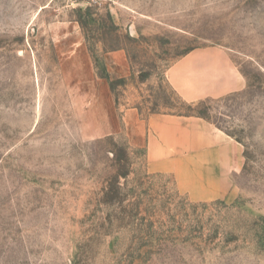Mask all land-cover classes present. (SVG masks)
I'll list each match as a JSON object with an SVG mask.
<instances>
[{
	"label": "rangeland",
	"instance_id": "374dc122",
	"mask_svg": "<svg viewBox=\"0 0 264 264\" xmlns=\"http://www.w3.org/2000/svg\"><path fill=\"white\" fill-rule=\"evenodd\" d=\"M208 46L247 87L186 103L165 72ZM128 110L232 137L230 199L149 173ZM0 264H264V0H0Z\"/></svg>",
	"mask_w": 264,
	"mask_h": 264
},
{
	"label": "crops",
	"instance_id": "0c3cea01",
	"mask_svg": "<svg viewBox=\"0 0 264 264\" xmlns=\"http://www.w3.org/2000/svg\"><path fill=\"white\" fill-rule=\"evenodd\" d=\"M114 54L120 57L119 52ZM165 78L186 103L222 99L247 87L228 52L218 46L195 48L180 56ZM124 120L141 126L148 172L172 178L176 190L189 201H224L233 195L231 175L241 167L242 149L214 124L195 116L167 114L140 120L132 110L124 114Z\"/></svg>",
	"mask_w": 264,
	"mask_h": 264
},
{
	"label": "built area",
	"instance_id": "2783aa9c",
	"mask_svg": "<svg viewBox=\"0 0 264 264\" xmlns=\"http://www.w3.org/2000/svg\"><path fill=\"white\" fill-rule=\"evenodd\" d=\"M87 1L90 3L96 4V5H99V4L106 2L107 0H87Z\"/></svg>",
	"mask_w": 264,
	"mask_h": 264
},
{
	"label": "trees",
	"instance_id": "16d2710c",
	"mask_svg": "<svg viewBox=\"0 0 264 264\" xmlns=\"http://www.w3.org/2000/svg\"><path fill=\"white\" fill-rule=\"evenodd\" d=\"M179 116H195V117H199V118H202V119H204L203 117H201V116H199V115H179ZM204 120H206V119H204ZM207 121V120H206ZM209 122V121H208Z\"/></svg>",
	"mask_w": 264,
	"mask_h": 264
}]
</instances>
